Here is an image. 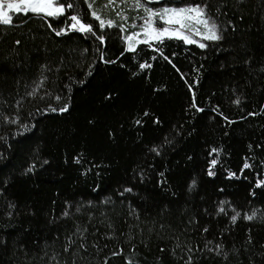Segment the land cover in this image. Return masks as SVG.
<instances>
[{
    "label": "trees",
    "instance_id": "trees-1",
    "mask_svg": "<svg viewBox=\"0 0 264 264\" xmlns=\"http://www.w3.org/2000/svg\"><path fill=\"white\" fill-rule=\"evenodd\" d=\"M121 1L0 25V264H264V0L134 51Z\"/></svg>",
    "mask_w": 264,
    "mask_h": 264
},
{
    "label": "snow or ice",
    "instance_id": "snow-or-ice-1",
    "mask_svg": "<svg viewBox=\"0 0 264 264\" xmlns=\"http://www.w3.org/2000/svg\"><path fill=\"white\" fill-rule=\"evenodd\" d=\"M115 0H108V4L105 7H108L114 4ZM124 2V0H122ZM147 2H151V0H147ZM158 2V0H157ZM68 8H71L72 5L68 4ZM91 8L92 5L90 4ZM134 7L143 8L146 17H143L144 20L143 25H141L143 29V34L147 37V39L140 41L141 43H149L150 41H157L159 43H163L164 39H180L183 40L186 44H195L197 41L190 38V36L185 34V30L191 31L193 28V24L190 21H195V24H202L207 29L205 33H203V39L216 41L222 39L220 35H218V26L214 20L205 17V9L200 5L195 6H186V7H163L159 10H152L145 6L144 3H141V0H135ZM31 12L37 16H47L58 18L63 15L65 12V7L62 4L61 0H0V25L10 26L13 24V15L10 13L20 14L23 13L27 15ZM92 16L99 21V27L102 29L105 27V21L101 19V17L97 14L96 11H93ZM120 15V13H117ZM17 18H19L17 16ZM162 21L168 27H156V19ZM72 23L70 27L80 32H93V28L90 24L82 23L81 20L76 15L70 16ZM51 27V25H49ZM107 26L112 27L113 22L111 20L107 21ZM135 26V25H134ZM178 26V27H171ZM63 30L57 31L56 35H61ZM196 34L201 35L199 29H196ZM139 35V34H135ZM135 35L127 37V40L132 41L135 39ZM103 42V37H97ZM19 43V41H17ZM199 47H206L205 44L200 43ZM129 51L135 50V45L133 43L128 44ZM141 67H150V65H141ZM239 101H237L238 103ZM62 111H67V108L62 109ZM15 123V121H12ZM215 152L216 149H213ZM216 161L213 160L212 164L215 165ZM245 167H248L245 164ZM212 174L211 172L209 173ZM221 212L224 211L223 208L220 209ZM239 215V213H237ZM233 221H235L236 216L232 217ZM247 219H252V216H248ZM190 264V261H189Z\"/></svg>",
    "mask_w": 264,
    "mask_h": 264
},
{
    "label": "rangeland",
    "instance_id": "rangeland-1",
    "mask_svg": "<svg viewBox=\"0 0 264 264\" xmlns=\"http://www.w3.org/2000/svg\"><path fill=\"white\" fill-rule=\"evenodd\" d=\"M124 2L128 3V7L126 6V9H128L130 11L140 12L138 22H135L137 17L135 19H133L132 27L135 25L133 27L134 28V32L130 36H133L135 34H139V35H135V39L132 40V41L127 40V38L125 39V48L127 50L129 43H133L135 45V48H136L137 45L141 44L140 41H143V40L147 39V37L143 34V29L141 27V25H143V23H144V20L142 18L146 17V13H145L143 8H142L143 10H141L139 8L134 7L135 0H124ZM160 2H161V0H158V2H157V0H151V2H147V0L141 1V3H144L146 7L151 8L154 11L155 10H159V9H161L163 7H176V8L186 7V6H179V7L178 6H167V5L160 4ZM120 3H122V1ZM190 6H193V5H190ZM29 13H31V12H29ZM13 14H15V13H10V15H13ZM204 18H207V17L205 16ZM190 23L193 24V28H192L191 31L185 30V34L190 36L191 39L197 41V43H195V45L199 46L200 43L205 44L207 41H210V40L203 39V33H205L207 31V29L204 27V25L195 24V21H190ZM155 26L159 27V28L168 27V25H165L158 18L156 19ZM171 27H178V26H171ZM196 29H199L201 35H197L196 34ZM152 42H155V41L154 40L150 41L149 44L152 43ZM146 44H148V43H146ZM127 51H129V50H127Z\"/></svg>",
    "mask_w": 264,
    "mask_h": 264
}]
</instances>
